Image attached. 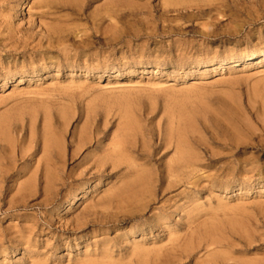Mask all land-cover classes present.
Masks as SVG:
<instances>
[{
  "label": "rangeland",
  "instance_id": "obj_1",
  "mask_svg": "<svg viewBox=\"0 0 264 264\" xmlns=\"http://www.w3.org/2000/svg\"><path fill=\"white\" fill-rule=\"evenodd\" d=\"M239 2L0 0V264L264 263V59L222 63L264 51V8Z\"/></svg>",
  "mask_w": 264,
  "mask_h": 264
},
{
  "label": "bare ground",
  "instance_id": "obj_2",
  "mask_svg": "<svg viewBox=\"0 0 264 264\" xmlns=\"http://www.w3.org/2000/svg\"><path fill=\"white\" fill-rule=\"evenodd\" d=\"M193 1H198V2H204V1H209V0H160V3L161 4H163V5H173V4H180V5H184V4H187V3H190V2H193ZM217 1V0H216ZM224 1V0H223ZM261 3V5H257L255 2H247L246 4H245V2H244V10H245V12L247 13L246 14V16L247 17H251V16H254V14H256V16H255V18H252V20H254V22H256V21H258V20H261L263 17H260L259 15H257L258 14V11L257 10H255V7H257L258 6V10H259V6H260V8H264V0H262V2H260ZM110 4V3H109ZM108 4V5H109ZM116 4V3H115ZM249 5V6H251V8H248L247 7V10L245 9L246 7H245V5ZM104 5H106V4H104ZM229 5H234V7H238L239 5H240V2H239V0H229ZM241 5H243V4H241ZM111 6H112V4H111ZM106 7V6H105ZM119 8V7H118ZM253 8V9H252ZM25 9H27V6L25 5V3H23L22 5H20V8L18 9V12H21V11H23V10H25ZM108 9V8H107ZM107 9H105V10H107ZM252 10H253V12H252ZM221 11V10H220ZM106 12V11H105ZM115 12V11H114ZM241 11H239L238 9L236 10V15H238V16H240L239 15V13H240ZM115 13H117V12H115ZM109 14V13H108ZM113 13H111V15H112ZM117 16V15H116ZM126 16V15H125ZM106 17V16H105ZM120 17V16H119ZM118 17V18H119ZM249 19V18H248ZM237 20V19H236ZM249 21H246V23L245 24H247ZM53 23V22H52ZM151 23V22H150ZM144 24V23H143ZM146 24H147V22H146ZM145 24V25H146ZM153 25V24H152ZM236 26V25H235ZM157 27V26H156ZM73 28H75V27H73ZM147 28V27H146ZM154 29V28H153ZM150 30V29H149ZM137 31V30H136ZM50 32V31H49ZM147 32V31H146ZM145 32V33H146ZM53 34H56V35H60V33L59 32H54ZM121 35V34H120ZM117 37V36H116ZM116 39V38H115ZM114 39V40H115ZM78 42V41H77ZM114 42V41H113ZM75 44V43H74ZM256 58H262V60L264 59V51L262 50H254V51H252V53H250L249 55H247V56H242V57H234V58H231V59H229L228 61H222V63L223 64H230V65H232V66H239V65H241V64H244V63H248V62H250V61H252V60H254V59H256ZM51 60V59H50ZM207 63H205V62H197L196 63V66H204V65H206ZM22 81V79H21V77L18 79V82H21ZM7 84V82H3L2 83V86H4V85H6ZM49 118V117H48ZM48 123V122H47ZM46 127V126H45ZM177 135H178V142H179V144H178V155H177V157L175 158L176 160H174V163H181V162H183V163H185L186 162V152L184 151V147H183V145H182V143H183V136H184V132H180V131H178L177 132ZM51 147V146H50ZM75 155V154H74ZM108 155H110L109 157H107V158H105L104 160H102L101 161V166H105V164H107L108 163V161L109 162H111L112 163V165H113V168H114V166H116L117 165V162H119V161H123V160H129L130 161V159H126V157H125V155L123 154V144H122V142L121 141H119V140H117V141H115L114 143H113V146H112V149H111V152H110V154H108ZM127 156V155H126ZM73 157V156H72ZM174 158V157H173ZM46 162V161H45ZM125 163V162H124ZM129 163V165L131 164V162H128ZM127 164V163H126ZM51 166V165H50ZM101 168V167H100ZM134 168V167H133ZM133 170H135V169H133ZM136 170H137V168H136ZM135 170V171H136ZM46 171V170H45ZM134 177V176H133ZM88 185V182L87 183H85L84 184V188H86V186ZM144 186V185H143ZM82 198V196L80 195L79 197H77V199H81ZM76 203H77V201H76V198H72L66 205H64L60 210V212L61 213H66V212H68V211H72L73 209H74V206L76 205ZM214 239V238H213ZM0 242H2L1 240H0ZM209 244V243H208ZM210 245V244H209ZM7 251V248L6 247H2L1 245H0V253H3V252H6ZM144 253V252H143ZM142 253V254H143ZM156 253V252H155ZM165 254V253H164ZM176 255V254H175ZM224 258V257H223ZM226 259V258H225ZM172 260V259H171ZM102 262V261H101ZM199 262V261H198ZM100 263V262H99ZM105 263V262H104ZM107 263V262H106ZM146 263V262H145ZM101 264V263H100ZM200 264V263H199ZM229 264V263H228ZM240 264H257V263H254V262H250V261H248V260H244V261H242ZM261 264H264V263H261Z\"/></svg>",
  "mask_w": 264,
  "mask_h": 264
}]
</instances>
